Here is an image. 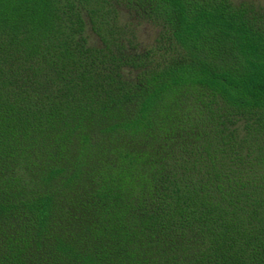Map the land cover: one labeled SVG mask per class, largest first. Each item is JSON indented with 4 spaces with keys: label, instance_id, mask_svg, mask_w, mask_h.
<instances>
[{
    "label": "trees",
    "instance_id": "obj_1",
    "mask_svg": "<svg viewBox=\"0 0 264 264\" xmlns=\"http://www.w3.org/2000/svg\"><path fill=\"white\" fill-rule=\"evenodd\" d=\"M0 264H264V3L0 0Z\"/></svg>",
    "mask_w": 264,
    "mask_h": 264
},
{
    "label": "rangeland",
    "instance_id": "obj_2",
    "mask_svg": "<svg viewBox=\"0 0 264 264\" xmlns=\"http://www.w3.org/2000/svg\"><path fill=\"white\" fill-rule=\"evenodd\" d=\"M233 1L237 2V1H241V0H233ZM251 1L256 2V3H260V4L264 3V0H251ZM151 34H152V30L149 29L148 27H142L141 28V36L143 39L149 38L150 36H152Z\"/></svg>",
    "mask_w": 264,
    "mask_h": 264
}]
</instances>
